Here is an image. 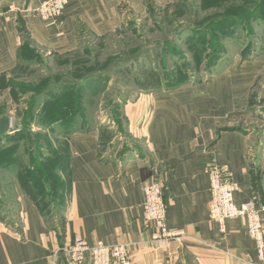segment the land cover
<instances>
[{"label": "crops", "instance_id": "1", "mask_svg": "<svg viewBox=\"0 0 264 264\" xmlns=\"http://www.w3.org/2000/svg\"><path fill=\"white\" fill-rule=\"evenodd\" d=\"M189 1L69 0L61 18L43 21L34 13L42 0H0V118L11 100L2 83L27 65L21 58L26 40L40 54L62 56L77 50L83 34L109 37L130 16L144 20L150 7ZM263 51L246 62L220 61L222 69L209 81L141 96L129 127L134 138L142 133L143 148L123 153L120 146L105 155L102 129L70 135L65 152H59L64 191L54 207L60 223L40 212L14 176L17 222L1 212L6 219H0V264H71L55 253L77 238L90 245H126L132 264H182L189 256L200 259L196 264H259L244 220H229L224 234L211 220L207 167L216 162L228 168L238 186L237 204L255 200L264 207V133L252 128L250 95L264 71ZM66 132L53 135L61 139ZM155 177L163 186L166 224L176 239L155 242L154 230L146 227L143 190Z\"/></svg>", "mask_w": 264, "mask_h": 264}, {"label": "rangeland", "instance_id": "2", "mask_svg": "<svg viewBox=\"0 0 264 264\" xmlns=\"http://www.w3.org/2000/svg\"><path fill=\"white\" fill-rule=\"evenodd\" d=\"M255 5L261 16L256 25L253 16L247 20V13ZM234 16L246 17L241 28L231 34L218 33L216 23L230 21ZM192 27L203 29L196 32V38L184 32ZM22 48L25 52L21 58L27 65L1 87L11 99L3 107V113L12 117V132L18 134L12 140L0 141V211L12 223L17 222L12 179L20 172L32 176V170L38 168L37 161H46L50 148L64 151L70 135L81 133L83 128L102 129L101 152L105 155L115 153L120 146H124L123 153L129 148H143L142 133L134 138L129 125L138 113L141 96L152 94L142 93L134 82V77L145 68L164 75L175 74L181 79L189 75L197 82L208 78L209 65L218 55L219 62H246L257 52L262 53L259 51L264 50V0H205L198 14L187 9L173 12L158 9L150 12L148 20L130 16L121 30L106 39L83 34L77 50L62 56L40 54L28 40ZM223 65H217L213 75ZM251 91L252 128L263 134L264 71ZM144 110L147 112L148 108L145 106ZM75 113L76 118L70 116ZM64 117L69 121L62 128L61 121L57 120ZM59 129L67 131L64 138L53 135ZM16 160L21 163L20 168L12 166ZM52 164L47 161L41 168L46 182L50 179ZM42 175L35 174L32 178L36 180V176ZM54 220L60 223L58 215ZM195 259L200 261L189 256L182 264H196Z\"/></svg>", "mask_w": 264, "mask_h": 264}, {"label": "built area", "instance_id": "3", "mask_svg": "<svg viewBox=\"0 0 264 264\" xmlns=\"http://www.w3.org/2000/svg\"><path fill=\"white\" fill-rule=\"evenodd\" d=\"M69 0H42L34 13L43 21L62 17ZM210 179V218L216 222L221 232L226 233V223L232 219H242L246 223L248 236L254 241L259 264H264V207L255 200L237 204V184L231 179L227 167L210 162L207 167ZM144 219L146 227L154 230L153 241H168L178 238L170 232L166 224L167 208L164 189L158 178H153L144 186ZM63 254L71 264H132L126 245H107L99 242L90 245L86 240L77 238L75 242L56 251Z\"/></svg>", "mask_w": 264, "mask_h": 264}, {"label": "trees", "instance_id": "4", "mask_svg": "<svg viewBox=\"0 0 264 264\" xmlns=\"http://www.w3.org/2000/svg\"><path fill=\"white\" fill-rule=\"evenodd\" d=\"M203 1L205 2V0H199V1L198 0H192V1H189V2H186L183 4H179L173 8H165V9H159V10H164V11L171 10V12H173L174 10H177V9H187V10H190L191 13H193V14H198V11L202 7V3H204ZM206 2H207V0H206ZM217 7L221 8L223 6H217ZM256 8H257V6L253 9L255 11H253L251 9L250 12L247 13V20H248V17L253 16V22L255 25H256L257 20L260 19V17H261L259 15L260 9H256ZM153 10H158V9L150 7L149 8V14H148V17L146 18V20H148V18L150 16V12ZM245 19H246V17L234 16L233 18H231L230 21H226V22L219 21V22H217L216 25H217L218 33H227V34L235 33L236 30L241 28L240 24L243 25L245 23L244 22ZM223 21H225V20H223ZM183 22H185V21H183ZM213 25H215V24H213ZM200 30H203V29H200V28L197 29L196 27H192V28H190L184 32H190V35H192L193 38H196V37H198V34L196 32H198ZM80 37H82V35ZM106 38H108V37L97 38V39L101 40V39H106ZM252 48H253V45H252ZM252 48H250V50L248 52H250ZM167 52H172V51L167 50ZM253 52H255V51H253ZM245 55H248V54H245ZM220 58H221V56L218 55L216 60H214L209 65L208 78L205 77V78H203L197 82L209 81L212 78L213 72H214L215 68L217 67ZM145 69H143V70H145L144 72H142L139 75L134 77V82H135L136 86L138 87L139 91H141L142 93H147V94L148 93H155V92H159L162 90L178 87V86L187 84L189 82H194V81H192L191 77H188L189 75H186V74H185L186 78L181 79V78H179V76H176L175 74H173V76H170V75H166V74L164 75L160 71H157L154 69H150V68H145ZM89 80L93 81L94 79H89ZM251 106H252V99H251ZM252 108L254 109L253 106H252ZM77 115L78 114L75 113L74 115H70V116H72L73 118H76ZM64 119H65V117L63 119L60 118V120H57V121H61V123H59V124L62 128H64L68 124L67 121H69V120H64ZM43 126H45V125L43 124ZM53 134H55V133H53ZM17 135L18 134H14L12 132V134H8V135L0 138V141H2L4 139L12 140L14 138H17ZM50 150H51L50 151L51 154L48 155V158L46 159V161H42V160L37 161V167L38 168H35L32 170V176H35V174L36 175H42L43 172H42L41 168H44L46 166V162L49 161V162L53 163L50 167L51 168L50 179L47 182H46L45 178L43 179V175H42V177L36 176V180L38 181V185H40V189L42 191L39 190V187L36 184L35 178H32L31 175L29 176L27 173H24V172L21 173L20 172L17 175V178L19 179L22 186L26 189L30 198L36 204V206L38 207L40 212L45 217H47L51 221H53L55 219L56 215H58L57 211H55V207L59 206L58 201H59V198L61 196H63L62 190L64 191V189H63L64 181L62 180V178L60 177V175L58 173L59 162H60L59 160H61L63 157L61 156V154H59L58 149L50 148ZM10 157H11V155L9 156V158ZM5 165H7V164H5ZM12 166H18L20 168L21 163L16 160V162ZM39 179H41L42 181L39 182ZM0 219H2V220L6 219V218H4L1 211H0ZM59 256H64V255L60 254Z\"/></svg>", "mask_w": 264, "mask_h": 264}, {"label": "water", "instance_id": "5", "mask_svg": "<svg viewBox=\"0 0 264 264\" xmlns=\"http://www.w3.org/2000/svg\"><path fill=\"white\" fill-rule=\"evenodd\" d=\"M13 123L9 115H3L0 118V138L12 134Z\"/></svg>", "mask_w": 264, "mask_h": 264}]
</instances>
